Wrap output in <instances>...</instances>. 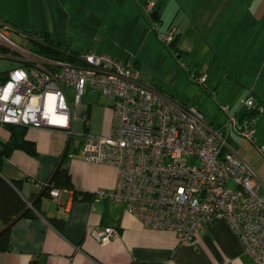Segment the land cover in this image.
Returning <instances> with one entry per match:
<instances>
[{"label":"crops","instance_id":"obj_1","mask_svg":"<svg viewBox=\"0 0 264 264\" xmlns=\"http://www.w3.org/2000/svg\"><path fill=\"white\" fill-rule=\"evenodd\" d=\"M59 1L61 8L58 10L62 15L58 18L65 14L72 20L80 19V12L75 13L74 8L70 9L65 3L82 2L84 4L78 7L86 10L84 17L103 19L101 31L126 29L127 33L138 35L140 49L154 43L152 34L156 31L152 26L156 23L162 32L176 28V48L180 50L175 55L179 60L170 64L178 79L184 77L186 81L188 77L180 62L183 59L194 81L206 76V82L201 85L216 96L226 118L229 114L243 117L244 99L252 94L262 105L256 137L259 145L264 144V0H153L157 2L155 9L160 18L156 22L146 8L152 0H135L136 4L132 0ZM0 19L6 20L1 15ZM80 43L84 46L72 43L70 48L65 47L78 54L94 49L119 59L114 53L115 47L103 48L105 38L102 35L97 36L93 44ZM121 61L135 64L142 75L144 62L141 58L136 56L133 61L130 58ZM142 80L172 95L170 86L163 80L161 84L156 81V85L152 83L153 78L143 77ZM210 100L192 95L182 101L202 110L208 122L220 127L227 122L226 118L219 122L220 118L211 119L205 112ZM83 102L88 114V131L109 135L114 120L111 101L88 90ZM223 106H228V113ZM81 126L77 123L74 130L79 131ZM74 135L61 127L29 126L27 137L37 143L39 155L15 150L5 159L1 174L12 183L20 181V192L28 200L42 192L61 162L69 170L74 188L61 189L59 201L51 195L42 198L33 216L14 224L10 234L11 248L0 252V264H30L32 261L36 264H254L225 219L205 223L197 238L184 242L172 230L148 227L129 212L124 201L94 196L97 190L115 188L119 171L113 165L86 160L81 154L83 139ZM240 138L233 132L230 148L264 182V157L258 146L253 147L256 154L248 155L234 146ZM0 139H10V131L2 124ZM55 218L64 220L63 229L53 223ZM97 225L112 226L119 231L109 241H99L91 233Z\"/></svg>","mask_w":264,"mask_h":264},{"label":"built area","instance_id":"obj_2","mask_svg":"<svg viewBox=\"0 0 264 264\" xmlns=\"http://www.w3.org/2000/svg\"><path fill=\"white\" fill-rule=\"evenodd\" d=\"M154 6L149 2L147 11ZM152 27L166 44L177 36L176 28L162 32L158 23ZM12 31L13 25L0 22V45L23 55L16 57L21 65L8 69L0 81V124L69 130L83 139L86 160L118 168L117 186L94 196L124 201L148 227L172 230L184 242L197 238L205 223L225 219L254 264H264V182L229 143L235 132L264 157V144L256 137L259 114H229L225 124L215 127L196 106L143 82L135 64L94 49L77 54L74 62L45 56L12 40ZM196 81L204 84L206 76ZM88 90L112 103L109 135H95L83 126ZM243 107L245 113L262 111L252 94ZM222 108L229 112L228 106ZM53 116L65 121H53ZM77 123L79 131L74 130ZM50 195L59 201L61 189L52 188ZM118 231L97 225L91 233L109 241Z\"/></svg>","mask_w":264,"mask_h":264},{"label":"rangeland","instance_id":"obj_3","mask_svg":"<svg viewBox=\"0 0 264 264\" xmlns=\"http://www.w3.org/2000/svg\"><path fill=\"white\" fill-rule=\"evenodd\" d=\"M150 2L155 3V11L157 2L153 0ZM132 3L136 4L135 0H132ZM148 3L146 4V7ZM83 4L84 3L82 2L65 3L70 9L71 7L74 8L73 11H75V13L80 12L79 17L81 18L78 19L75 17V19L72 20L65 14L63 17L59 16L60 18H58L59 14L62 15L58 10V8H61V2L59 0H0V15L4 19L11 21L17 29L10 32V38L27 50H32L36 53L40 52L35 50L34 38L41 40L40 36L44 35L46 32L49 33L52 39L61 42V45L64 47L71 46L72 43L79 46L83 45L80 41H83L85 46L89 42L93 44L96 41L97 36L101 37L102 35L105 38L103 48L115 47L114 53L119 59L126 60L130 58V60L133 61L135 57L138 56V58L143 60L142 78H153L152 83L154 85L158 83L161 84L163 80L167 86H170L169 90L171 94L175 95L180 101H186V99H189L192 95H196L198 99L202 100H208V98H210L211 100L206 105L207 107L205 109L207 116L211 119L216 117L220 118L219 122L225 120L226 116L224 112L221 111L222 109H219L216 96L208 92L204 86L192 79L193 75H190L189 73V66L187 67V65H184L182 62L183 59H181L180 62L183 65V71L188 74V77L186 76V81L184 80V77L181 80L178 79L170 62H177L179 59H177L175 51L170 44H166L161 40L159 41L154 32L152 34L154 43L152 45L147 44L144 48L140 49L142 45L139 41L138 35L129 34L126 29H103L101 31L100 29H102L101 26L103 19L84 17L86 10L82 11L78 7ZM154 11L150 14L153 15ZM152 18L156 21V18L153 16ZM10 49L14 50L12 48ZM100 52L104 51L100 50ZM0 56H3L0 57L1 70H8L21 65L20 61H16L17 56L14 57L12 53L5 54L0 52ZM178 64L180 65V63ZM156 81H158V83H156ZM164 86V88L167 89V86ZM69 90L72 92L71 96H74V91H71V88H69ZM228 118L229 117L227 116L226 121ZM234 146L242 152H247L248 155H253L257 152L254 149L257 146L244 138H240L238 143Z\"/></svg>","mask_w":264,"mask_h":264},{"label":"trees","instance_id":"obj_4","mask_svg":"<svg viewBox=\"0 0 264 264\" xmlns=\"http://www.w3.org/2000/svg\"><path fill=\"white\" fill-rule=\"evenodd\" d=\"M159 19L160 18L158 15L155 20L158 21ZM1 21L3 20L0 19V22ZM5 21L13 25V27L15 26L11 21ZM40 37L41 40L34 38L35 50L37 52H40L45 56L74 62L78 53L67 49L60 43L56 42L50 37L48 32ZM177 39L178 36H176L175 40L170 44L175 52H179L180 50V48H176ZM0 52H3L5 54L12 53L14 57L20 56L17 51L11 50L5 45H0ZM6 71L7 70L0 69V81H3L5 79ZM260 113L261 112L259 111V109H257L253 112L245 113L242 118L248 117L249 114L260 115ZM5 127L10 131V139L8 141H3L0 139V170L5 159L9 158L15 150H24L32 156L39 155L37 143L27 137L29 126L8 124L5 125ZM84 127L88 130V121L86 122V124H84ZM52 188H74L71 174L69 170L63 166V162L59 163L55 168L50 178L49 184L45 186L41 193L35 194L30 200L26 199L21 194L20 181H13V183H11L6 178H4L0 172V252L7 251L11 248L10 234L14 224L22 218L33 216L35 214V210L39 205V202L42 200V198L48 197L50 195V191ZM30 203L33 204L35 209L30 207ZM53 223L58 228L63 229V219L55 218L53 219ZM30 264L36 263L32 261Z\"/></svg>","mask_w":264,"mask_h":264},{"label":"bare ground","instance_id":"obj_5","mask_svg":"<svg viewBox=\"0 0 264 264\" xmlns=\"http://www.w3.org/2000/svg\"><path fill=\"white\" fill-rule=\"evenodd\" d=\"M52 120L57 121V122H61V123L65 121L62 117H58V116H53Z\"/></svg>","mask_w":264,"mask_h":264},{"label":"water","instance_id":"obj_6","mask_svg":"<svg viewBox=\"0 0 264 264\" xmlns=\"http://www.w3.org/2000/svg\"><path fill=\"white\" fill-rule=\"evenodd\" d=\"M152 16H153L154 18H157V17H158V10H155ZM8 181H9V180H8ZM9 182H11V181H9ZM11 183H12V182H11ZM29 205H30L31 208H34L33 204L30 203Z\"/></svg>","mask_w":264,"mask_h":264}]
</instances>
